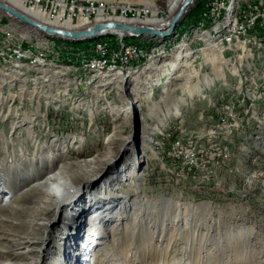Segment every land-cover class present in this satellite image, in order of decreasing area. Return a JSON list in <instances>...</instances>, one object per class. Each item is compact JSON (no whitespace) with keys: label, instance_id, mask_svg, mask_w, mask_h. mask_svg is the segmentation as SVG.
<instances>
[{"label":"rangeland","instance_id":"obj_1","mask_svg":"<svg viewBox=\"0 0 264 264\" xmlns=\"http://www.w3.org/2000/svg\"><path fill=\"white\" fill-rule=\"evenodd\" d=\"M66 1L94 7L88 23H69L82 30L120 19L152 27L169 22L184 0L176 8L172 0ZM253 1L196 0L166 40L115 35L77 45L0 12L2 40L40 59H0V206L8 204L0 214V264H264V23L229 36L240 33V6ZM119 37L144 46L146 58L114 72L82 70L81 60L97 56L90 47L119 44ZM182 54L190 59L179 60ZM230 101L238 106L236 132L215 121L229 120L222 108ZM183 136L193 153L221 145L229 159L213 160L209 150L199 156L206 167L189 170L185 154L173 151ZM61 166L80 198L63 213L58 198L46 196L51 213L41 214L34 231L40 244L17 250L13 235L27 231L21 222L40 202L30 186ZM86 171L100 173L92 186L83 183ZM85 202L61 240L64 215ZM123 225L141 244L115 246Z\"/></svg>","mask_w":264,"mask_h":264},{"label":"bare ground","instance_id":"obj_2","mask_svg":"<svg viewBox=\"0 0 264 264\" xmlns=\"http://www.w3.org/2000/svg\"><path fill=\"white\" fill-rule=\"evenodd\" d=\"M0 1H2V0H0ZM6 1L9 3V6L11 5V7L16 9L17 11L23 13L24 15L34 19L35 21H37L43 25L56 27V28L64 29V30H73V28H74L72 26L74 23L72 25L69 24V23L74 22V20H70L67 18H56V17L46 16L44 14L43 10H39L37 7H31V2L28 0H6ZM172 1H173L174 8H176L178 6V4L180 3V0H172ZM3 3H5V2H3ZM5 4H7V3H5ZM22 5H24L25 8ZM173 11H175V9ZM77 21L82 23V24H86L89 22V18L88 19H79ZM113 22L131 25L130 24L131 22H128V21H125L122 19L114 20ZM170 22H171V20L169 22H163V23L158 22V21H151L149 23V25L152 26L151 28H155V29H158L160 31H167L170 28ZM131 26H134V25H131ZM136 27H139V26H136ZM35 32H37V31H35ZM4 34H7V33L4 32L2 35L0 33V59L2 62L7 63L10 61V62L18 64L21 61H23L24 59H28L29 61H31L33 58L37 61L40 60L39 57H31L30 56L31 53L27 52V50H25L23 47L17 46L13 43L8 42L9 41L8 39L5 41H4V39L2 40V38L4 37ZM110 42H112V40L109 42L99 43L100 45H98V47L99 46H108ZM116 42H119V44H128L126 39L124 40L123 38H120V37L118 39H116ZM130 44H131V49L129 50V52H119L118 54H116L115 53L116 51L114 52L111 48H103L97 52V56H95V57L87 58L84 60L80 59L82 61L80 63V65L81 66L95 65L96 63L108 62L110 59V63H114V65H122V62L124 61V65H122V66L129 67L134 62H139L142 58L144 59L146 56V51L144 49V46H139V45H136L134 43H130ZM188 55L189 54H187V55L182 54V56L179 57V60H183L184 57L187 59H190L189 58L190 56L188 57ZM163 67H166V65H163ZM117 69H118V67H112L111 69H109V65H96V67H94V70H90V71L106 70L108 72H114L115 70L117 71ZM224 113H226L227 116L229 117V113H227V112H224ZM218 122H220V121H218ZM143 141H145L144 138H142V142ZM150 152L152 153V150H150ZM135 162L137 163L138 159H137V161L134 159L131 160L128 163L129 165L126 164V166L128 165V167H131V166L133 167V164L135 165ZM99 177H100V173L93 175V173L91 171H86L85 174L81 176L83 183L86 184V186L94 185L95 181H97L99 179ZM74 178L76 180V176H74ZM30 188L31 189H29V190H34V189L40 190L41 195L38 198V200L40 202L37 205H35L34 207H32L31 217L27 218L26 221L21 222L22 229L27 230V231L24 232L22 235H18V234L13 235V236H16V239L14 240V244H15V247L17 248V250L24 249L25 246H31L32 247L35 244H40V242H37L38 239H36V237H35L36 235H34V231L36 230V227L38 225V223H37L38 219L41 218V214L44 213L45 210H47L46 212L48 214L51 213L47 204H45L46 196L52 195V194L55 195L59 200V205H57V210L59 209L60 211H63V213L66 211L70 202L77 201L81 196L79 188L77 187V182L73 181L71 178H68V176H66V173H64L62 171V166L59 167V169L56 170L55 172L53 171L48 176L44 177V179L41 183H36L35 185L30 186ZM20 197H21V195L20 196L17 195L15 200H18ZM12 199H13V197L10 198L11 201H12ZM90 201H92V198ZM4 202H5V197L2 199V203H4ZM88 205L85 202V203L77 206V208L75 210L76 213L71 212V213H67L64 215L65 221H64L63 225L60 227V231H59L60 236H58L59 238H61V240L63 239L65 229L71 225H74L75 222L77 221L76 218L80 217V215L82 214V213H80V215H79L77 212L82 211V209L88 207ZM7 207H8V204L0 206V214L4 213L7 210L6 209ZM90 208H92V204H91ZM15 209H16V211H19L21 213L25 212V210H23L22 207H19V206L15 207ZM29 211L30 210H27L26 213H29ZM55 212H57V211H55ZM121 229L122 230L125 229V235L122 238H120V240L117 241V244H115V246L122 247V246H125L126 244L129 246H133V245L137 246V245L141 244V241H139L137 239V237H135L136 230H129V228H126L124 225ZM113 230H114V228H113ZM87 233H88L87 239L91 240V236H93L95 234V231H94V229H88ZM29 234L31 235V238H28ZM238 234L241 236L245 235L246 230H242ZM96 245H98V243ZM244 249H247V248L241 247V246L237 247V250H239V251H241V250L243 251ZM31 251H33V250H29V252H31ZM19 254H22V252ZM24 254L25 253H23V255ZM126 258H127V256H126ZM246 263L247 262H245V261H240V263H237V264H246Z\"/></svg>","mask_w":264,"mask_h":264},{"label":"built area","instance_id":"obj_3","mask_svg":"<svg viewBox=\"0 0 264 264\" xmlns=\"http://www.w3.org/2000/svg\"><path fill=\"white\" fill-rule=\"evenodd\" d=\"M31 2V7H37L39 10H43L44 14L49 17H56V18H67L70 20H76L79 19H88L90 15L93 14V8L94 7H78L75 5V2H68L66 0H28ZM249 7V11L247 12L246 7ZM218 7V6H217ZM221 8V7H220ZM220 8H210V18L208 21H214V19L217 17V14L220 12ZM246 12V13H245ZM240 18H241V29L240 33H234L229 34V36H235V35H244L245 33H248V30H255L257 31V23H264V0H256L253 2H250L248 5L240 6ZM11 38V37H10ZM11 41V39H10ZM254 46L255 45H250ZM263 46V45H262ZM262 46H258L260 49ZM94 52L99 51L103 48H114L120 52H129L131 49V44H113L108 46H99V47H90V49ZM147 56V54H146ZM146 58V57H145ZM96 65H109V69L112 67H122L124 65V61L122 62V65H114V63H110V59L108 62H102V63H96L95 65H86L82 66V70H94V67ZM237 104L234 102H229V105H223L222 112L229 113V120H218L215 119V121L221 122V129H225L227 127H235V132L237 131V124L239 117H238V109L236 107ZM210 136V133L209 135ZM190 137V136H189ZM189 137L183 136V142H176L175 146H173V151L178 154L177 157H180L182 154H185V158L188 159L189 164L188 168L189 170L193 169L194 167H198L203 164V160L200 162L199 156L203 158V155H207L209 153V150L214 151L217 153V155H213V160L217 158H222L224 160L229 159V154H231V150H224L221 145H216V147L209 148L208 150L202 151V153H193V146L195 144H189ZM202 138H207V136H202ZM230 138V142H233ZM219 148V149H216ZM180 155V156H179ZM206 157V156H205ZM207 157H209L207 155ZM212 158V157H210ZM186 165V166H187ZM206 167V164H203Z\"/></svg>","mask_w":264,"mask_h":264},{"label":"water","instance_id":"obj_4","mask_svg":"<svg viewBox=\"0 0 264 264\" xmlns=\"http://www.w3.org/2000/svg\"><path fill=\"white\" fill-rule=\"evenodd\" d=\"M195 1L196 0L183 1L177 13L172 17L170 28L167 31H160L146 26L136 27L116 22H106L82 30H64L43 25L2 1H0V12L5 13L19 25L37 31L41 36L71 44L98 41L115 35H123L124 37L131 39L150 37L153 39L158 38L160 40H166L167 38L174 36L176 28L185 21L190 10L194 7ZM139 135L140 131L137 129L136 140L139 139Z\"/></svg>","mask_w":264,"mask_h":264},{"label":"trees","instance_id":"obj_5","mask_svg":"<svg viewBox=\"0 0 264 264\" xmlns=\"http://www.w3.org/2000/svg\"><path fill=\"white\" fill-rule=\"evenodd\" d=\"M73 45H77V44H73ZM203 199H205V198H203ZM203 199H198L197 201H201V200H203Z\"/></svg>","mask_w":264,"mask_h":264}]
</instances>
